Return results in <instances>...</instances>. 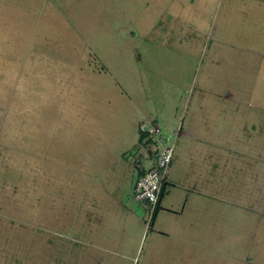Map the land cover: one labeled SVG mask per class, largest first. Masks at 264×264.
<instances>
[{"label": "rangeland", "instance_id": "374dc122", "mask_svg": "<svg viewBox=\"0 0 264 264\" xmlns=\"http://www.w3.org/2000/svg\"><path fill=\"white\" fill-rule=\"evenodd\" d=\"M189 120L214 205L151 226ZM0 264H264V0H0Z\"/></svg>", "mask_w": 264, "mask_h": 264}, {"label": "crops", "instance_id": "0c3cea01", "mask_svg": "<svg viewBox=\"0 0 264 264\" xmlns=\"http://www.w3.org/2000/svg\"><path fill=\"white\" fill-rule=\"evenodd\" d=\"M154 117L157 119L156 115ZM157 121L159 120L157 119ZM181 125L177 131L178 132H180L181 130L183 131L181 142L183 146L186 148V151H185L186 155L185 157L182 156L181 142L178 145H177L178 143L177 142L175 146L173 144L174 147L172 148V151L175 153L172 152V158H173V154L175 158H174L173 164L172 165L170 164V167L168 168V173L166 174V178L164 181L163 194L159 200L158 209L154 215V218L150 223L151 226L154 224L155 220L157 219L159 214L162 213V211L173 212V213L179 212L178 214L179 221L185 222L184 217L193 216L195 218L196 212L198 214L202 213L203 211L208 212L207 209L203 208V207H206L205 205L209 207V210H211L210 208L214 205V181L213 179L205 180L203 184L201 182V178L205 176L204 170L206 171V169L200 168V167L206 166V162H208L205 159L206 152L204 150L205 149L204 147L208 146L207 143L214 144V141L211 138L205 137L202 134L201 135L194 134L193 133L194 130H192V128L195 125L192 124V120L187 121V125L185 126L184 130ZM169 130L171 132L172 131L175 132L176 128H174L171 125ZM175 133H172V134L168 133V135L174 137L176 135ZM173 140L174 139H172V141ZM183 141L185 144H187V146L184 145ZM190 154H192V157L194 156V157L200 158L201 162L195 160V158L192 160H189L191 162H188V158L186 157H188ZM208 154L209 153H207V155ZM181 157L184 161H186L187 165H189L188 163H191V167L193 164L194 167L196 168L195 164H198L197 166L199 169L196 170L195 168H193L192 173L191 171L188 173V170H186V172L184 170H181V167H178V165L180 164L179 160ZM148 164L150 165V162ZM141 169L143 168L141 167ZM189 169H190V165H189ZM140 170H137V172ZM189 174H190V179H188ZM132 181L133 180H131L130 182V188H129L130 190L132 187ZM122 189L125 190L126 188L122 187ZM130 194L132 198V191H130ZM173 201H175V203H173ZM175 208H178L179 211H175ZM187 209H188V213L185 214ZM175 237L178 239H183V237L181 236H175ZM186 240L190 241L189 238H187ZM195 244L197 245L199 244L201 247H208V245H206L203 242L202 243L196 242Z\"/></svg>", "mask_w": 264, "mask_h": 264}, {"label": "built area", "instance_id": "2783aa9c", "mask_svg": "<svg viewBox=\"0 0 264 264\" xmlns=\"http://www.w3.org/2000/svg\"><path fill=\"white\" fill-rule=\"evenodd\" d=\"M150 148L151 162L147 168L135 175L132 183V198L147 211L148 220L158 200V195L172 156L173 142L158 144ZM148 224V222H147Z\"/></svg>", "mask_w": 264, "mask_h": 264}, {"label": "trees", "instance_id": "16d2710c", "mask_svg": "<svg viewBox=\"0 0 264 264\" xmlns=\"http://www.w3.org/2000/svg\"><path fill=\"white\" fill-rule=\"evenodd\" d=\"M137 173H140V171H138ZM163 190H164V183H162V185H161L160 192H159V195H158V200H157V202H156V204L154 206V209H153V211H152V213L150 215V218H149V221H148L149 223H151V221L153 220L154 215H155V213H156V211L158 209L159 200H160V198H161V196L163 194Z\"/></svg>", "mask_w": 264, "mask_h": 264}]
</instances>
